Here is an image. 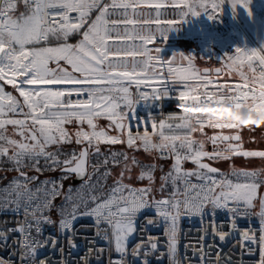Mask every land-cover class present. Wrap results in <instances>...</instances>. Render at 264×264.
I'll list each match as a JSON object with an SVG mask.
<instances>
[{
  "label": "snow or ice",
  "instance_id": "1",
  "mask_svg": "<svg viewBox=\"0 0 264 264\" xmlns=\"http://www.w3.org/2000/svg\"><path fill=\"white\" fill-rule=\"evenodd\" d=\"M231 2L233 8L237 3L247 7L245 0ZM222 3L223 0H168L175 11L173 18H167L159 11L166 5L158 0H0V163L11 164L9 170L19 174L3 189L0 211L16 215L23 212L25 217L15 221V227L3 222L0 244H6L11 233H18L19 239L13 241L18 252L14 250L12 255H19L20 264H51L46 251L55 249L58 241L54 236H45L44 230L46 225L57 224L50 216L54 207L60 216L58 230L62 236L67 235L70 249L77 247L74 222L82 217L93 220L97 236L107 241L118 256L109 257V264H131L129 256L138 264H150L148 258L159 250L158 237L141 239L129 248L136 234H143L148 226H162L166 238V251L156 258L166 255L168 264H184L179 248L184 218H199L201 223L210 218L212 236L218 237L221 244L238 236L241 255L252 252L246 242L258 241L259 264H264V193L260 191L264 187V167L250 169L230 163L231 171L224 172L205 162L232 161L236 157L264 161V150L244 148L245 127L189 114L216 109H184L182 114H171L158 123L153 119L151 131H144L151 135L133 134L125 123L138 100L168 96V82L183 87L179 104L230 103L236 108H255L264 103V51L237 48L235 56L227 57L224 69L214 70L217 76L224 70L238 75L243 83L233 87L215 86L210 78L212 70L196 68L194 57L179 53L187 66H173L176 54L171 61L161 60L160 47H149L158 35L166 39L167 33L189 14L199 15L210 8L209 18H213ZM21 4L24 11L16 16ZM142 6L157 11L154 16L137 11ZM114 16L123 19H111ZM119 25L124 26L123 33ZM4 85H11L22 101L7 92ZM142 85L150 91L141 90ZM209 85H214V90H209ZM9 113L23 118H9ZM100 118L110 121L108 127H114L117 135L99 126ZM8 125L13 126L12 135L7 134ZM206 128L219 131L208 135ZM224 130L231 131L225 134ZM195 133L204 138H197ZM207 142L213 145L212 151L205 149ZM101 144H126L129 149L159 153L161 159L171 158L173 163L160 176L157 188L155 164L142 165L135 156L129 158L127 152L105 155ZM71 145L76 147L69 148ZM121 157V170L108 185V178L113 176L108 165H120ZM188 161L195 169L184 168ZM101 167L105 168L103 173ZM134 167L140 168L135 180L147 182L143 186L130 183ZM25 169L41 175L60 171L62 175L59 180L40 181L33 188L30 185L39 180V175L29 176ZM72 175L82 183L76 189L69 186L63 193V180ZM61 195L62 203L54 205ZM257 202L259 211H254ZM145 211L154 212V216L140 222ZM219 213L226 216L225 223L217 222ZM253 216L259 220L258 237L251 227L238 226V220L250 223ZM203 233L199 248H193L200 264H233L231 255L222 256L221 250L214 253V244H203L208 228ZM59 251L63 253L64 249ZM87 251L89 255L80 258L81 264H89L93 248ZM96 251L99 258L104 249ZM0 264L14 262L0 259ZM60 264L66 262L61 260Z\"/></svg>",
  "mask_w": 264,
  "mask_h": 264
},
{
  "label": "built area",
  "instance_id": "2",
  "mask_svg": "<svg viewBox=\"0 0 264 264\" xmlns=\"http://www.w3.org/2000/svg\"><path fill=\"white\" fill-rule=\"evenodd\" d=\"M219 2V1H217ZM161 3L165 4L166 7L159 9L160 12L167 14V18H173L174 9L168 5V0H162ZM221 10H217L213 18H209L211 13V9L209 11H202V17L196 18L189 14L185 17L182 23H177L168 33L167 38L165 39L163 36H157L156 42L149 47H157V46H175L180 40H185L187 38H191V33L194 32L198 27H204L206 31L209 33L208 36L205 35H195L194 43H195V52L197 58L201 61H206L209 57L210 47L213 41H221L227 40L233 45L232 47L236 50L237 48L250 51V50H258L260 51L257 44L250 37V35L245 31L241 23L237 20V18L233 15L230 8L222 3L220 5ZM20 9H24L23 5H20ZM122 11V10H121ZM129 13H132V10H128ZM140 12L152 13L155 15L156 9L141 7L137 9ZM137 18V17H133ZM179 19V17H176ZM111 19H123L119 16L111 17ZM142 19V17H141ZM129 29L132 28L131 25L128 26ZM121 33H123V25H119ZM115 35V34H113ZM126 43H137V41H126ZM129 59V68L131 67V57ZM214 85L218 86L219 84H228L230 86L237 85L236 83H231L223 80H213ZM154 86L160 87V85L153 81ZM214 85H209V90H214ZM63 87V86H61ZM167 88L169 90V95L166 97H162L160 99H140L136 103L135 109L129 113L128 119L125 121L126 124L130 126V131L135 134L136 132L144 133L145 130L151 131V124L153 123V119L158 123L160 119H167V117L171 114H182V109L178 107L180 101L178 99L179 92L183 90V87L179 84H174L172 82H168ZM141 90L150 91V89H145L143 85L141 86ZM132 91L135 92V87L133 86ZM8 92V91H7ZM127 111V109H125ZM9 118H20L22 116H16L11 114L8 116ZM171 122V121H169ZM157 156L160 157L159 153H156ZM18 173L13 174L10 177H5L2 168L0 166V195H3V189L7 188L14 178L18 177ZM29 176L39 175V180H37L34 184L30 185L31 187H35L45 179H51L45 176V173L38 174L34 171L28 172ZM59 180V179H55ZM193 182H196V178L192 177ZM82 181L77 184H71V182L64 183L63 182V193H67L69 186L73 189L78 188L81 185ZM132 183V182H130ZM134 184V183H132ZM135 185V184H134ZM137 186V185H136ZM166 195V193H165ZM160 195L157 196L159 198ZM63 195L58 196L53 202L54 205H60L62 203ZM83 211V209H81ZM255 211H259V208ZM52 220L56 221L57 224L54 225H46L44 234L45 236L51 235L57 238V246L55 249L49 248L46 251L47 257L50 259L51 264H60L61 260L65 261L66 264H81L80 258L88 254V248L92 247L93 252L89 256V264H109V257L112 259H117L118 256L114 251L110 250V246L107 241L101 239L100 236H97L96 229L94 227L93 220L88 217H82L77 219L74 222L73 228L75 230V236L73 237L75 244L77 247L75 249H70L68 245L67 235H61L58 230V221L60 220V216L57 214L55 207L50 213ZM154 216V212L145 211L140 216V222H145L147 217ZM24 214L21 212L19 215L12 213L11 211H0V226H3V222L7 221V227H15V221L23 220ZM31 219V217H28ZM210 218H205L204 222L201 223L199 218H184L181 220V236H180V256L181 259L184 260V264H200L199 256L194 254L193 248H199L200 237L204 235L203 229L208 228V234L204 237L203 244L210 245L214 244L216 247L214 248V253L216 250H221L222 256L224 254H229L232 257L233 264H239L242 260V264H259L260 258V245L259 242L252 244L250 242H246L247 246L252 249L251 254L244 252L241 255V247L237 243L239 239L238 236L235 238H229L221 244L218 237L214 238L212 236V230L208 223ZM218 223H225L227 218L224 213H219L216 217ZM238 226L240 228H248L251 227L256 231L257 237L259 236V220L258 217H251V221L249 223L248 220H238ZM228 229L225 228V231ZM103 235V234H101ZM149 236L158 237L159 245L158 252L154 255L150 256L148 259L150 264H168L167 256H163L161 259H157L156 257L166 251V238L163 233V227L154 228L152 226H148L147 230L143 233H137L135 239L129 244V248L134 247L135 243L140 242L141 239H147ZM19 239L18 233H11L6 244H0V259L4 260H12L14 264H20L19 255H12V252L18 249L15 245H13L14 240ZM235 244V248L233 245ZM185 245H190V247H185ZM60 248H63L64 251L61 253L59 251ZM97 249H104L103 253L99 254V258H97ZM43 258V257H41ZM131 264H138V261H133L131 256L128 257Z\"/></svg>",
  "mask_w": 264,
  "mask_h": 264
},
{
  "label": "rangeland",
  "instance_id": "3",
  "mask_svg": "<svg viewBox=\"0 0 264 264\" xmlns=\"http://www.w3.org/2000/svg\"><path fill=\"white\" fill-rule=\"evenodd\" d=\"M162 0H158V2H161ZM219 1V0H217ZM209 2H211V0H209ZM223 3L225 5H227L230 10H232V12L234 14H236L237 18L242 22V23H246L247 26H245V28L248 30V32H250V37L254 40V42L257 44V46L259 47L260 51H264V0H245V3L247 4V7H244L242 4L237 3L235 5V8H233L232 2L231 0H223ZM246 8V11L244 12ZM248 8V9H247ZM255 9V11L251 12L249 11L250 9ZM248 10V11H247ZM262 10V11H261ZM20 12V11H19ZM202 12V11H201ZM200 12L199 15H195L196 18H200L202 17V13ZM16 16H19V13L15 14ZM93 18H94V14H93ZM193 34L195 35H205L208 36L209 33L206 31V29L204 27H198L194 32L191 33V38H187L185 40H180L177 45L175 46H160V59L161 60H173V55L176 54L175 56V63L173 66H187V61L183 60L179 53H182L186 56H191L194 57L195 59L193 60V64L195 65L196 68L200 69L201 67L205 66L206 64L213 67V66H218L219 68L224 69L225 64L227 63V57L228 56H235L236 55V50L235 51H228L226 52V48H224L223 46H216V45H212L209 51V57L208 59L204 62L201 61L199 58H197L196 56V52H195V43H194V37ZM72 42H75V38L73 39ZM159 47V46H158ZM154 48V47H153ZM155 55V53H153ZM50 66H54V65H50ZM70 70V69H69ZM212 80H223V81H228L231 83H236V84H242L243 82L240 80L239 76L236 75L235 73L229 75L227 74L226 70L222 71L221 74L219 76L217 75H212L210 77ZM3 82L0 81V84H2ZM9 85H4L5 90L9 91L7 89ZM11 86V85H10ZM9 86V87H10ZM61 87V86H60ZM26 111V110H25ZM8 135H12L13 132V126L8 125ZM251 128V127H249ZM11 129V130H10ZM85 129H87V127H85ZM115 129V128H114ZM260 131L262 132V135L264 134V127H260ZM205 131L207 132L208 135H212L215 132H218L219 130H213V129H205ZM228 131V132H225ZM229 130H224V133H229ZM251 131H246V132H242V136L244 139V145L245 142L247 140L253 141V137L250 136L252 134H250ZM110 135H117L116 130L109 132ZM197 138H201L203 139L204 137H201L199 133H195L194 134ZM264 138V135L262 136ZM16 139H19V137H15ZM106 144H101L100 148H102L103 146H105ZM127 146V145H126ZM209 146L210 151H212L213 145L210 142H207L205 144V147ZM69 148L71 147H76L75 145H71L68 146ZM222 147V146H221ZM120 152H124L120 151ZM140 155L143 157V159L145 160V164L142 163V165H147V164H155L156 166H158L157 164L160 162H163L162 159L156 155V152H152V153H146V152H141ZM129 158H131L133 155H129ZM121 160V164L118 166H122L124 161L123 158H119ZM169 159V158H168ZM165 160V161H168ZM130 162V161H129ZM207 163L212 164L215 167H218L219 169L223 170V169H229V171H231L230 169V163L234 164L236 167H245V168H259V167H263L260 163H255V162H251L250 159L248 160L247 158H243V157H236L233 158L232 161H219V162H213V161H206ZM192 163L190 161L185 162L184 163V167L186 166H190ZM1 166V163H0ZM119 167V168H120ZM2 168V166H1ZM118 168V169H119ZM26 171H28L26 169ZM91 171V170H90ZM28 172H32V171H28ZM45 176L48 177H52V179H60L62 173L59 171H45ZM139 174V172H138ZM134 176H137L136 174H134ZM70 182V176L67 179H64L63 182L67 183ZM262 193H264V187L261 188L260 190ZM259 208L258 206V202H257V209Z\"/></svg>",
  "mask_w": 264,
  "mask_h": 264
},
{
  "label": "trees",
  "instance_id": "4",
  "mask_svg": "<svg viewBox=\"0 0 264 264\" xmlns=\"http://www.w3.org/2000/svg\"><path fill=\"white\" fill-rule=\"evenodd\" d=\"M19 11H24V9H20ZM207 65V64H206ZM98 125L99 126H102L104 127L106 130H108L109 132L111 131H114V127L112 128H109V124H110V121H108L107 119L105 118H100L98 121H97ZM87 127V125L85 124L84 125V128ZM254 127V126H252ZM249 129V127H245L244 129V132H246L247 130ZM11 130V129H10ZM260 127H256L255 128V131H251L250 136L253 137V141H250V140H247L245 142V145H244V148L246 150H264V138L262 137V132L260 131ZM231 131V130H229ZM225 132H228V131H225ZM205 149L207 151H210V148L209 146H206ZM124 152H127L129 155H133L136 157V159L138 161H140V163L142 164H145V160L143 159V157L140 155L141 152H143V149H139V150H133V149H129L126 144H116V145H105L101 148V152L104 153L105 155H110L111 152L115 151V152H120V151H123ZM92 159V162L94 163L96 161V158L93 157L91 158ZM102 159V157H101ZM248 160L250 159V161L252 162H255V163H260L263 167H264V161L260 160L259 158H247ZM167 159H162L163 162H160L158 163L156 166V171H155V177H156V187L158 188L159 185H160V176L163 175L164 173H167L170 169H171V166H172V163H173V160L171 158L168 159V161H165ZM207 161V159H206ZM1 166H2V172L4 174L5 177H10L12 176L13 174H16L17 172L12 170L10 171L9 169L12 167L11 164L5 162V163H1ZM120 166L116 165V166H113L111 164V162L109 163L108 165V168L111 169L112 173H113V176L109 177L108 180H107V184L108 185H111L112 182H113V177L118 175L120 170H121V167L119 168ZM119 168V169H118ZM186 170H193L195 169V165L194 164H191L189 167L186 166L184 167ZM91 170V168L89 169V171ZM26 171V169H25ZM105 171V168L104 167H101L100 168V173H103ZM140 171V168L139 167H134L133 170H132V176H133V179L130 181L132 183H134L135 185L137 186H143L144 184H146L147 182L146 181H137L135 180V176L134 174L138 175V172ZM221 171H224V172H229V169H223ZM48 172V171H47ZM99 175V173H98ZM48 177V176H47ZM48 178H51L52 177H48ZM96 177H93V180H95ZM103 182V181H101ZM160 195L159 193H157V196Z\"/></svg>",
  "mask_w": 264,
  "mask_h": 264
},
{
  "label": "clouds",
  "instance_id": "5",
  "mask_svg": "<svg viewBox=\"0 0 264 264\" xmlns=\"http://www.w3.org/2000/svg\"><path fill=\"white\" fill-rule=\"evenodd\" d=\"M178 107L182 110L188 109H216L217 111H204L193 112L189 111L190 115H204L211 116L216 119L228 120L232 123L240 124L243 127H264V103L256 105L255 108H236L233 104H196V103H183ZM230 113V115H229ZM144 135H151L144 132Z\"/></svg>",
  "mask_w": 264,
  "mask_h": 264
},
{
  "label": "crops",
  "instance_id": "6",
  "mask_svg": "<svg viewBox=\"0 0 264 264\" xmlns=\"http://www.w3.org/2000/svg\"><path fill=\"white\" fill-rule=\"evenodd\" d=\"M248 9V8H247ZM264 10V9H263ZM232 11V10H231ZM246 11V8H245V10H244V12ZM248 11V10H247ZM249 11H251V12H253V11H255V9L253 8V9H250ZM262 11V10H261ZM17 13H19V11L17 12ZM233 13V12H232ZM233 15L237 18V16H236V14H234L233 13ZM237 20L241 23V25L243 26V28L245 29V31L250 35V32H248V30L245 28V26H247V24L244 22V23H242L238 18H237ZM245 25V26H244ZM251 36V35H250ZM212 45H218V46H223L224 48H226V52H232V51H235V49L232 47L233 45H231V43L229 42V41H227V40H221V41H213L212 42V44H211V46ZM213 47V46H212ZM211 48V47H210ZM10 86V85H9ZM7 87V89L8 90H10V92L13 94V95H15V96H17L21 101H22V98H20L19 97V94H18V92H15L14 90H13V88H12V86H10V87ZM9 92V91H8ZM26 111H27V109H25ZM12 113H9L8 114V116L9 115H11ZM255 210H257V208L256 209H254V211Z\"/></svg>",
  "mask_w": 264,
  "mask_h": 264
},
{
  "label": "water",
  "instance_id": "7",
  "mask_svg": "<svg viewBox=\"0 0 264 264\" xmlns=\"http://www.w3.org/2000/svg\"><path fill=\"white\" fill-rule=\"evenodd\" d=\"M217 67H218V66H213V67H211V66H209V65H205V66L201 67L200 70L203 71V69L208 68V69L212 70V73H211L212 75H216L214 70H215ZM225 134H229V133H225ZM59 172H60V171H59ZM80 181H81V180L78 179L77 177H75V175L70 176V182H71V184H77V183H79Z\"/></svg>",
  "mask_w": 264,
  "mask_h": 264
},
{
  "label": "flooded vegetation",
  "instance_id": "8",
  "mask_svg": "<svg viewBox=\"0 0 264 264\" xmlns=\"http://www.w3.org/2000/svg\"><path fill=\"white\" fill-rule=\"evenodd\" d=\"M222 146V145H221Z\"/></svg>",
  "mask_w": 264,
  "mask_h": 264
}]
</instances>
